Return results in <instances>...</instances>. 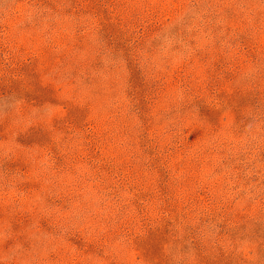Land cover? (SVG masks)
<instances>
[{
  "label": "rangeland",
  "instance_id": "obj_1",
  "mask_svg": "<svg viewBox=\"0 0 264 264\" xmlns=\"http://www.w3.org/2000/svg\"><path fill=\"white\" fill-rule=\"evenodd\" d=\"M0 264H264V0H0Z\"/></svg>",
  "mask_w": 264,
  "mask_h": 264
}]
</instances>
